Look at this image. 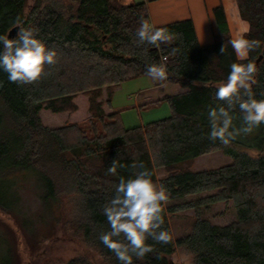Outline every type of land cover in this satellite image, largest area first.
Here are the masks:
<instances>
[{
    "label": "trees",
    "instance_id": "1",
    "mask_svg": "<svg viewBox=\"0 0 264 264\" xmlns=\"http://www.w3.org/2000/svg\"><path fill=\"white\" fill-rule=\"evenodd\" d=\"M235 1L239 16L250 26L245 38L259 41V47L243 61L228 42L233 37L223 5L214 9L219 33L211 44H200L193 22L185 20L156 27L169 36L157 48L137 43L140 21L150 23L144 2L35 0L30 5L29 0H0V34L7 35L16 24L32 27L46 47L57 53V62L46 65L44 74L33 83L9 82L0 69V185L9 173L30 170L44 186L45 201L60 198L65 202L66 196H77L80 211L74 227L97 247L103 259L96 263L80 256L66 264H120L99 239L110 230L103 209L114 195V184L121 177H132L140 170L133 163L141 162L153 173V182L165 186L168 200L181 201L163 205L161 229L169 232L170 241L161 243L148 236L146 242L153 251L142 259L134 257L133 264H170L179 247L192 256V264H264V124L227 145L209 139L207 112L226 103L217 101L215 93L232 63H255L262 55L252 89L257 99H264V0ZM223 44L225 52L221 53ZM153 63L165 67L162 83L178 88L141 106L166 101L169 116L126 128L120 111H112L99 117L102 131L95 127L91 134L75 138L72 131L79 124L51 127L42 122L46 112L75 111L78 93H87L91 111L103 114L96 100L101 87L147 76V66ZM232 114L234 127H241L238 105ZM245 148H257L258 153L250 154ZM216 150L232 161L210 169H191L196 157ZM113 161L116 175L108 171ZM157 168L165 169L167 176L159 180ZM230 200L237 217L229 224H214L203 216L211 205ZM0 207L15 209L1 193ZM189 209L195 213L191 230L174 239L168 213ZM63 212L62 208L58 221ZM6 245L0 251V264H19L18 247Z\"/></svg>",
    "mask_w": 264,
    "mask_h": 264
},
{
    "label": "rangeland",
    "instance_id": "2",
    "mask_svg": "<svg viewBox=\"0 0 264 264\" xmlns=\"http://www.w3.org/2000/svg\"><path fill=\"white\" fill-rule=\"evenodd\" d=\"M29 1L30 5L35 3V0ZM63 1L66 2L65 4L69 2V0ZM26 13L29 14L28 10ZM237 32L234 30L233 38H236ZM134 79L136 78L122 82L115 87L113 85L101 87V95L96 100L101 102L103 114L91 111V102L87 93H78L74 99L77 105L75 111L56 113L50 111L51 113L46 112L45 114L41 112L44 114L41 118L42 122L51 127L79 124L77 129L72 131L75 138L78 135L91 134L95 127L98 131H102L103 122L99 117L110 113L107 106L111 110H124L120 118L126 128L137 125L141 119L144 123H148L171 113L166 101L159 104L141 105L162 97V92L173 93L178 85L171 83L165 85L162 80L152 79L151 81L155 82V87L151 89L152 98L147 97L142 101L143 95L140 94L137 108L139 112H137L136 109H131L134 105L133 99L137 100L135 96L138 95L136 94L138 89H135L138 87V81ZM130 90L132 92L128 95L127 92ZM251 135V137L254 136ZM244 150L250 154L258 153L257 148H245ZM231 161L232 157L222 150H216L196 157L191 169L196 171L210 169ZM156 174L161 180L167 176L168 172L163 168H157ZM4 181L3 185H0V193L3 194L5 203L15 209L10 211L0 207V251L7 249L6 244L14 248L18 247L19 264H66L72 258L80 256H86L96 263L101 262L103 258L97 247L82 236L80 229L74 227L80 211L76 195L66 196L65 202L60 198L45 201L42 197L44 186L39 177L30 170L11 172ZM179 201L181 200H168L166 205L170 207L177 202L180 203ZM62 208L64 209L63 217L58 221ZM203 216L209 218L214 224L225 225L236 219L237 212L230 200L211 205L209 209L203 210ZM168 217L174 239H178L190 232L195 213L193 209H189L176 213L169 212ZM174 256V264H192V256L180 247Z\"/></svg>",
    "mask_w": 264,
    "mask_h": 264
},
{
    "label": "clouds",
    "instance_id": "3",
    "mask_svg": "<svg viewBox=\"0 0 264 264\" xmlns=\"http://www.w3.org/2000/svg\"><path fill=\"white\" fill-rule=\"evenodd\" d=\"M249 30V24L242 22L236 38L228 41L241 61L247 58L254 47H259V41L245 38ZM136 35L138 44L157 48L169 39L164 29L156 28L143 19ZM220 51L225 52L224 44ZM56 57V51L46 47L35 28H21L17 24L14 38L0 34V69L7 74L9 82L27 84L37 81L44 74L46 65L57 62ZM257 71V66L252 61L234 62L230 65L226 80L217 86L215 93L217 101L226 103L212 107L207 112L209 139L219 140L227 145L241 133L248 134L264 124V99H257L252 89V85L256 83ZM147 74L153 80L166 78V70L162 64L148 65ZM237 105L242 114V126L239 128L234 127L232 114V109ZM132 167L140 170L127 179L121 177L113 186L114 195L104 205L103 211L110 230L99 237L102 244L115 254L120 264H133L134 257L142 259L152 252V245L146 242L148 236L161 243H168L171 238L168 231L161 229L164 223L163 205L169 199L167 189L164 185L153 182V173L142 162L139 165L133 163ZM108 171L113 175L117 174L115 161Z\"/></svg>",
    "mask_w": 264,
    "mask_h": 264
},
{
    "label": "crops",
    "instance_id": "4",
    "mask_svg": "<svg viewBox=\"0 0 264 264\" xmlns=\"http://www.w3.org/2000/svg\"><path fill=\"white\" fill-rule=\"evenodd\" d=\"M124 2H144L149 12L150 23L155 27L191 20L194 24L198 41L202 45H207L214 42L216 36L219 33L218 24L214 13V9L219 5H223L226 11L231 35H233L234 30L239 31L241 23L245 22L238 14V8L235 0H124ZM134 80L138 81V87H135V89H138L136 93L138 95L135 96L137 100L133 99L134 105L131 106L133 107L131 109L137 110L138 96H140V94L143 95L142 101H144V99L147 97H151V89L155 87V82H152V78L148 75L137 77ZM146 91L148 94H145ZM130 92H132V90L127 92L128 95ZM107 107V110L110 112L117 111L111 110L109 106ZM118 111H120V114L122 115V111L124 110L118 109ZM137 112L139 111L137 110ZM138 122L139 123L137 125L130 126L128 128L147 124L144 123L142 119Z\"/></svg>",
    "mask_w": 264,
    "mask_h": 264
},
{
    "label": "water",
    "instance_id": "5",
    "mask_svg": "<svg viewBox=\"0 0 264 264\" xmlns=\"http://www.w3.org/2000/svg\"><path fill=\"white\" fill-rule=\"evenodd\" d=\"M18 25H19V27L22 28L21 24H18ZM16 34H17V24L14 25V26H12V27L9 29L7 35H9V38H14V37L16 36ZM261 59H262V55L256 60L255 64L259 63V61H260ZM170 264H174V263L171 262Z\"/></svg>",
    "mask_w": 264,
    "mask_h": 264
},
{
    "label": "built area",
    "instance_id": "6",
    "mask_svg": "<svg viewBox=\"0 0 264 264\" xmlns=\"http://www.w3.org/2000/svg\"><path fill=\"white\" fill-rule=\"evenodd\" d=\"M163 60H166L167 58L165 57V56H163V58H162Z\"/></svg>",
    "mask_w": 264,
    "mask_h": 264
}]
</instances>
